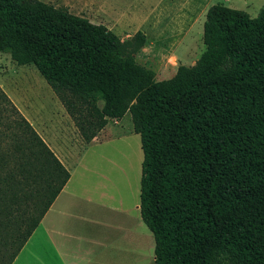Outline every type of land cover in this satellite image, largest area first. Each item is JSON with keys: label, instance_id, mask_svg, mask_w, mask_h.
<instances>
[{"label": "trees", "instance_id": "obj_1", "mask_svg": "<svg viewBox=\"0 0 264 264\" xmlns=\"http://www.w3.org/2000/svg\"><path fill=\"white\" fill-rule=\"evenodd\" d=\"M204 50L166 80L125 41L38 0H0V53L33 65L89 143L129 113L154 264H264V2L213 4ZM69 178L0 88V246L10 264ZM8 237L9 239H5Z\"/></svg>", "mask_w": 264, "mask_h": 264}, {"label": "crops", "instance_id": "obj_2", "mask_svg": "<svg viewBox=\"0 0 264 264\" xmlns=\"http://www.w3.org/2000/svg\"><path fill=\"white\" fill-rule=\"evenodd\" d=\"M89 2H95L100 10L105 7L103 0H70L62 7L57 3L52 6L68 12L74 5L83 7ZM104 26L111 31L107 23ZM14 106L69 178L10 264H135V257L144 252L154 264L153 237L139 215V190L130 179L120 180L118 174L113 177L107 154L102 157V170H94L96 162H92V169L82 163L84 152L96 143L97 135L87 144L82 142L59 102L53 103L48 113L43 106L30 113ZM100 190L110 193L103 195ZM122 193L126 197H121ZM132 193L136 194L133 202ZM128 197L130 208L119 207Z\"/></svg>", "mask_w": 264, "mask_h": 264}, {"label": "rangeland", "instance_id": "obj_3", "mask_svg": "<svg viewBox=\"0 0 264 264\" xmlns=\"http://www.w3.org/2000/svg\"><path fill=\"white\" fill-rule=\"evenodd\" d=\"M38 1L51 5L57 3V7H62L64 2L70 0ZM263 2L264 0H103L105 7L102 10L95 2H89L83 7L74 5L68 13L84 17L92 24L107 23L120 41L129 39L137 31L141 32L145 40L132 55L135 62L151 70L155 80H166L174 74L176 67H192L203 52L201 25L209 6L222 4L254 18ZM0 88L7 93L12 104L21 107L25 113L41 106L44 107L43 111L48 113L53 103H58L33 65L16 66L7 54L2 53ZM106 126L98 132L96 143L84 152L83 165L91 168L92 162H96L94 170H100L104 166L103 154H107L106 159L109 161L113 177L118 174L120 180L130 179L139 190L142 154L139 138L132 131L129 113L126 112L118 121L108 120ZM98 174L103 176L102 172ZM107 179L110 180L109 177ZM100 192L103 195L104 192L110 193L101 190ZM129 196L133 202L136 194ZM121 197H126L125 193H122ZM130 197L129 200H121L122 205L119 207L129 209L132 205ZM152 248L153 241L151 255ZM9 252V248L0 246V264L6 262ZM135 258H138L135 259V264H152L147 260L145 252L140 258Z\"/></svg>", "mask_w": 264, "mask_h": 264}]
</instances>
